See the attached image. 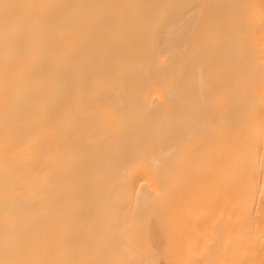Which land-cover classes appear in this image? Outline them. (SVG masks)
<instances>
[{
  "label": "bare ground",
  "instance_id": "obj_1",
  "mask_svg": "<svg viewBox=\"0 0 264 264\" xmlns=\"http://www.w3.org/2000/svg\"><path fill=\"white\" fill-rule=\"evenodd\" d=\"M0 264H264V0H0Z\"/></svg>",
  "mask_w": 264,
  "mask_h": 264
}]
</instances>
